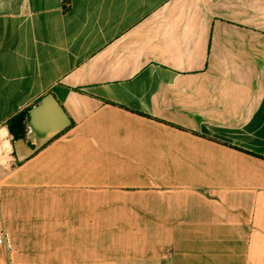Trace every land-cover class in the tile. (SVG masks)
I'll list each match as a JSON object with an SVG mask.
<instances>
[{
	"label": "crops",
	"instance_id": "0c3cea01",
	"mask_svg": "<svg viewBox=\"0 0 264 264\" xmlns=\"http://www.w3.org/2000/svg\"><path fill=\"white\" fill-rule=\"evenodd\" d=\"M47 94L69 124L13 141ZM0 231V264H264V0H0Z\"/></svg>",
	"mask_w": 264,
	"mask_h": 264
},
{
	"label": "water",
	"instance_id": "95a60500",
	"mask_svg": "<svg viewBox=\"0 0 264 264\" xmlns=\"http://www.w3.org/2000/svg\"><path fill=\"white\" fill-rule=\"evenodd\" d=\"M48 108H51L52 112L55 113V115L59 118V123L52 128H50L49 132L46 134V136L42 139H38L37 143H43L46 141L49 137L54 135L55 133L63 130L68 124L69 121L61 108L58 106V104L53 100V97L51 94H47L44 97H42L37 103H35L29 110L28 116L25 118V124L33 130V124L32 121L39 120V115H43L46 113ZM32 131L30 130L28 132V135H32ZM34 135V133H33Z\"/></svg>",
	"mask_w": 264,
	"mask_h": 264
},
{
	"label": "trees",
	"instance_id": "16d2710c",
	"mask_svg": "<svg viewBox=\"0 0 264 264\" xmlns=\"http://www.w3.org/2000/svg\"><path fill=\"white\" fill-rule=\"evenodd\" d=\"M27 114V110L21 111L18 114L11 117L7 126L9 129V133L11 134L12 140L15 141L17 139H24L25 137V117Z\"/></svg>",
	"mask_w": 264,
	"mask_h": 264
},
{
	"label": "built area",
	"instance_id": "2783aa9c",
	"mask_svg": "<svg viewBox=\"0 0 264 264\" xmlns=\"http://www.w3.org/2000/svg\"><path fill=\"white\" fill-rule=\"evenodd\" d=\"M0 246L11 248L8 235L4 231H0Z\"/></svg>",
	"mask_w": 264,
	"mask_h": 264
}]
</instances>
